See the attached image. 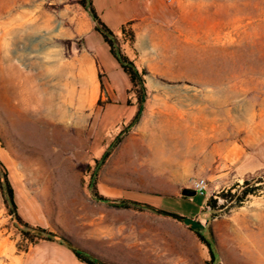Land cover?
I'll use <instances>...</instances> for the list:
<instances>
[{
  "label": "rangeland",
  "instance_id": "rangeland-1",
  "mask_svg": "<svg viewBox=\"0 0 264 264\" xmlns=\"http://www.w3.org/2000/svg\"><path fill=\"white\" fill-rule=\"evenodd\" d=\"M124 2L97 4L104 18L116 22L118 10L123 18L133 13L132 1ZM162 2L157 56L137 68L148 73L147 98L134 122L137 112L125 119L102 113L99 80L80 51H71L78 42L71 0H0V161L14 190L22 189L16 184L20 173L42 204L46 230L102 264H264V171L240 182L226 175L217 184L204 174L202 154L191 156L201 150L202 141L190 138L195 126L200 136V124L169 112L181 95L194 97L193 105H182L183 113L204 104V146L211 151L222 136H232L239 124L242 132L249 117L264 111V0ZM110 72V81L123 87L117 72ZM132 93L139 107V87ZM50 97L60 104L55 122L43 125L42 137L29 138L25 114L43 110L46 116L55 108L28 107L25 100ZM175 151L183 162L170 170L162 161ZM200 178L208 181V195L184 196ZM245 190L241 202L227 194ZM223 192L226 199L219 197ZM94 193L165 213L110 206ZM210 199L217 201L215 209L207 205ZM39 202L21 210L17 199L25 223L47 224ZM10 215L7 206L0 216V264H22L41 239L25 235Z\"/></svg>",
  "mask_w": 264,
  "mask_h": 264
},
{
  "label": "crops",
  "instance_id": "crops-1",
  "mask_svg": "<svg viewBox=\"0 0 264 264\" xmlns=\"http://www.w3.org/2000/svg\"><path fill=\"white\" fill-rule=\"evenodd\" d=\"M71 1L74 8V16L70 19L74 29L73 34L77 37V41L80 44V54L89 62V74L91 76H96L99 80L100 91L96 98L98 100L106 101V105L99 108L104 115L108 110V114H119L120 116H124V119L133 116L138 111V105L135 103V99H133V93L131 92L132 84L128 75H125L122 72L120 64L112 53L110 52L109 54L102 35L96 31V23L93 19L92 13L89 9L81 5V1L83 0ZM97 1L98 0H89V3L98 17L117 37L120 45L124 43V46L122 47L128 49L126 55L138 69H140V62H145L146 58L154 59L157 56L155 31H159L161 24L160 12L162 10V0H117L119 5H121L124 1V3H126V1H132L133 13L130 17L123 18L120 17L121 10H118L116 18L118 20L116 22L104 18V16L100 13L101 8H99ZM100 1L104 2L105 0ZM123 28L126 29L125 32L123 31ZM129 31L134 34L133 42L127 39V33ZM110 70L117 72L118 77L124 83L123 87L116 85L118 83L117 81H110ZM132 99L133 102L129 105L128 101ZM176 99L181 101L179 103L177 102L169 105L170 114L175 116L185 115V120L188 122L190 121L192 125L194 123H199L201 126L200 136H197L195 133V128L197 126H192L193 128H191V140L194 141L195 139H200L202 141L201 145H198L201 148L200 152L194 150V152L191 153V156L202 154V157L204 158L202 160V162H204V174L209 175L211 180L219 184L226 175H233L234 179L240 182L242 180L253 179L264 171V111L249 117L244 124L242 132L239 124L237 129H234L232 136L227 139H224L222 136L220 140L211 146L210 151L208 145L204 146V104H202L199 109H185L186 111L183 113L182 105H193L192 100L194 97L189 94L181 95ZM182 100H184V102ZM122 121L123 119L120 120L115 127L118 128ZM216 133V138H218L217 135L219 132L216 131ZM194 146L196 145L190 144L192 149H195ZM179 156L180 152L178 151H175L170 155L175 162L182 163L183 160L179 158ZM215 163L216 167L214 168L213 166H210V169L208 165H213ZM1 164L3 163L0 161V175L6 174L7 179L13 188L11 183L12 177H10L6 167H2ZM16 177V184L17 186H21L22 189L15 191L13 188L15 201H17V199L22 201L21 210L30 208L31 205L35 206L36 203L39 202L37 197L33 194L32 190L20 173ZM3 186L6 189L4 181ZM6 199L9 200V198L3 194L0 187V216L6 210ZM9 205L11 207L10 203ZM39 205L40 211L47 218V224L40 228L49 229L50 222L48 214L40 202ZM14 212H16L23 220L20 216L21 211L19 212L18 206ZM14 215L15 213L11 214L9 218ZM30 226L34 228L39 227L37 225ZM22 264L84 263L77 258L76 254L69 246L63 244L62 242L58 240H41L29 248V250L25 253Z\"/></svg>",
  "mask_w": 264,
  "mask_h": 264
},
{
  "label": "trees",
  "instance_id": "trees-1",
  "mask_svg": "<svg viewBox=\"0 0 264 264\" xmlns=\"http://www.w3.org/2000/svg\"><path fill=\"white\" fill-rule=\"evenodd\" d=\"M89 0H83L81 1V5L87 9L90 10V12L92 13L93 19L96 23V31L99 32L102 37L103 40L105 41V43H107L110 47V51L112 53V55L116 58V60L118 61V63L120 64L122 70L128 75L131 84H132V89L131 92L135 91L138 87H139V107H138V111L137 114L135 116V120L134 122H137L139 120V118L141 117L143 110H144V102L147 98V89L145 87V80H144V76L147 75V71H143V73H140L139 70L137 69L136 65L130 61V59L128 57H126L125 55H123L120 51L119 48V41L117 39V37L114 35V33L107 27V25L98 17V15L95 13L94 9L91 7V4L89 3ZM123 31L125 32L126 29L123 28ZM131 33V32H130ZM129 34V33H127ZM131 36V34H130ZM132 41H134V35L131 36ZM2 167H4L3 164H1ZM3 176H4V180H3ZM3 181L5 182L6 185V189L3 186ZM0 187L2 189L3 194L9 198L6 199V204L7 206L10 208V212L11 214L15 213V218L17 219L18 223L21 224L25 229H27V231H24L25 235H30V234H36L37 237H39L41 240H58L60 242H62L63 244L69 246L74 253L76 254L77 258L84 264H102L100 262H98L97 260H94L89 254L84 253L80 250H78L76 247H74L67 239L60 237L46 229L37 227H31L30 225L26 224L23 222V220L19 217V215L14 212L15 209H17V204L15 201V197H14V191L13 188L9 182V180L7 179V175H0ZM249 191L245 190L243 191L241 194L240 193H236V194H231L230 192L227 193L229 194L231 197L233 198H237L238 201H242V199L246 196H248ZM94 195L96 196V198L100 201V202H104L110 206H115V207H129L131 204L132 205H137V206H144V207H149L152 208L154 210L157 211H161L153 206H150L148 204H143V203H139V202H134L131 201L129 199H124L122 201H116V200H110V199H106V198H102V197H98L97 194L94 193ZM220 198L226 199L227 195L226 193H221L219 195ZM216 200L215 199H210L207 203L208 206H214V209L216 207ZM9 203L11 204V207L9 205ZM168 214V213H166ZM171 216L174 217H179L176 215H172L169 214ZM198 236L205 242L206 239L204 237V235H202L200 232L197 233ZM208 246L210 248L211 254L212 256L215 258V253L213 252V249L210 245V243H208Z\"/></svg>",
  "mask_w": 264,
  "mask_h": 264
},
{
  "label": "bare ground",
  "instance_id": "bare-ground-1",
  "mask_svg": "<svg viewBox=\"0 0 264 264\" xmlns=\"http://www.w3.org/2000/svg\"><path fill=\"white\" fill-rule=\"evenodd\" d=\"M24 104L27 105L28 107L35 105L36 107H40V108L43 106L55 108V110H52L49 113H46V116H44L46 111L44 112L43 110L29 111L27 114L24 113L25 115L28 116L27 118L30 119L28 122L26 121L23 123V126H25V128H29L32 131V134L28 135L29 138L34 139V138L42 137V134L44 132V130H42L43 125H45V127H46V125H48V124L51 125L52 122H55V120L57 118V113H58L56 111V108H59L60 104L55 100L54 97L47 98L45 101L42 100L41 98H37V99L27 98V100H25ZM62 106L64 107V105H62ZM49 118H52L53 121ZM162 164L164 166H166L167 168H169L170 170H177L178 168H180V163L175 162L174 159L171 157H169L168 159H164L162 161Z\"/></svg>",
  "mask_w": 264,
  "mask_h": 264
},
{
  "label": "built area",
  "instance_id": "built-area-1",
  "mask_svg": "<svg viewBox=\"0 0 264 264\" xmlns=\"http://www.w3.org/2000/svg\"><path fill=\"white\" fill-rule=\"evenodd\" d=\"M194 190L198 195L207 196L209 190L208 181L205 178L196 180L194 183Z\"/></svg>",
  "mask_w": 264,
  "mask_h": 264
},
{
  "label": "water",
  "instance_id": "water-1",
  "mask_svg": "<svg viewBox=\"0 0 264 264\" xmlns=\"http://www.w3.org/2000/svg\"><path fill=\"white\" fill-rule=\"evenodd\" d=\"M71 51L73 54H76L80 51V44L78 42H72ZM183 195L187 197H193L196 195V191L194 189H185L183 191Z\"/></svg>",
  "mask_w": 264,
  "mask_h": 264
}]
</instances>
